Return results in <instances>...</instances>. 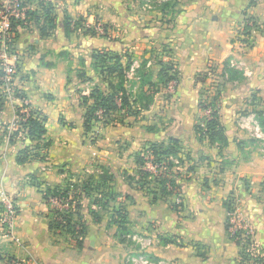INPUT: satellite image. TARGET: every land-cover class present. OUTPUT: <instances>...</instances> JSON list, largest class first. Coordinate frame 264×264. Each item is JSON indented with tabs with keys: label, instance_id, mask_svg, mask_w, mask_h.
I'll use <instances>...</instances> for the list:
<instances>
[{
	"label": "crops",
	"instance_id": "1",
	"mask_svg": "<svg viewBox=\"0 0 264 264\" xmlns=\"http://www.w3.org/2000/svg\"><path fill=\"white\" fill-rule=\"evenodd\" d=\"M45 1L53 5L48 32L40 30L42 18L29 20L8 47L18 58L12 86L24 98L0 89V212L2 195L17 207L12 232L0 224V264H125L126 256L142 249L128 238L132 234L142 237L145 254L165 264H257L230 238L225 201L238 205L253 230L250 256L264 258V156L253 147L255 111L264 113V0H178L172 15L146 2L150 14L143 20L136 17L133 0ZM27 8L40 13L37 1ZM65 16L83 17L85 24L100 20L112 28L106 36L77 25L68 32ZM249 21L255 25L244 34ZM3 37L0 20V48ZM102 50L143 62L150 81L160 87L137 116L86 131L83 116L92 103L91 90H107L93 58ZM226 60L239 78L222 75ZM167 61L174 64L177 80L169 94L158 82L160 64ZM210 65L219 70L217 85L207 75ZM142 89L152 92L147 85ZM216 96L212 110L221 131L209 137L206 110ZM25 104L47 117L49 147L42 161H17L21 149L34 145L20 131L13 135ZM171 138L181 148L180 164L170 172L178 193L153 197L155 174L148 171L149 183L141 186L137 158L148 145ZM104 174L112 177L110 185L125 207L126 239L119 240L112 216L116 202L95 203V189L78 198L84 225L80 243L67 231L52 230L57 211L42 191L95 183Z\"/></svg>",
	"mask_w": 264,
	"mask_h": 264
},
{
	"label": "trees",
	"instance_id": "2",
	"mask_svg": "<svg viewBox=\"0 0 264 264\" xmlns=\"http://www.w3.org/2000/svg\"><path fill=\"white\" fill-rule=\"evenodd\" d=\"M31 1H37L39 4L40 10L36 13L35 10H29L27 8V4ZM23 4L26 6V17L23 20L12 19L10 22L9 28V36L5 37V43L9 47L12 45L16 33L17 28L21 25H25L29 20L39 21L41 18L42 24L39 26L42 33H46L49 30L50 25H53L54 16L52 14L53 5L51 2L45 0H22ZM178 3V0L166 1L161 4H152L157 9H159L162 13L173 14L175 12V7ZM249 19V18H248ZM254 23V22H252ZM71 25H77L83 27L86 32L91 34H96L95 31L91 27H87L85 25V20L83 17H77L74 21L72 18L65 16L63 21V26L65 31H70ZM104 34L102 36L107 35V30L112 28V26L108 23L103 24ZM250 26L247 24L244 25V34H248V30H250ZM10 52V51H9ZM93 58L95 59V66L97 71L100 73L104 81L107 83V90L103 91L99 87H94L90 92V98L92 99V103L86 107L83 119H84V129L89 131L92 127L101 123L102 125H113L115 123H123L124 120L131 116H137L140 110L143 107H146L150 102L152 94L157 91V83L151 82L149 79V73L144 64L140 66V70H138V80H139V94L131 95L130 92L126 89L125 83L127 82L126 71L128 70L132 60L130 55L127 53H119V52H110V51H97L93 54ZM174 64L170 61L160 64L159 69V84L166 85L167 82L171 79L176 80V73L173 71ZM137 72V70H136ZM173 72V74H170ZM0 74H2L0 70ZM82 75V74H81ZM223 76H227V79H235L239 78V71L233 66H229V61L226 60L223 65ZM203 76L201 77V79ZM200 79V78H199ZM148 89H152L151 93L145 92L142 87L146 86ZM121 93V104L117 106L115 100L118 95ZM15 94L21 99L24 98L23 94L15 90ZM219 95V93H218ZM2 95L0 94V99ZM218 96L213 99V104L217 103ZM84 103L86 102V98L83 97ZM23 106H28L27 104ZM21 109L17 112V121L15 122L18 126V129L13 132V135H17L19 131L22 134H25V138L31 142H34L32 146H25L18 152L17 161L22 163L28 159L36 158L40 161L44 160L47 156V150L49 147V141L45 139V122L47 120L46 115L41 113L38 110H33L29 107V115L24 117V115L20 112ZM98 111H101V116L97 114ZM259 125L262 130H264V113L261 110L255 111ZM24 117V118H23ZM220 128L218 127V119L216 112L213 111L211 114V118L207 120L205 127V134L207 136H213L217 133H220ZM12 137L10 136V140L12 141ZM151 152L153 156V163L158 166H165L166 169H163L161 172L155 175L154 182L155 187L150 190V193L153 197L160 196H168V195H176L178 193V186L175 183L174 178L171 176V168L173 167V163L170 160V157H177L179 161H181L180 153L181 148L178 144V141L174 138H171L167 144L162 143H153L146 147ZM138 164L140 166L139 174L144 179L141 182V186H145L149 183V180H146V176H148L149 172L144 169V157L139 154L137 158ZM189 169V168H188ZM112 181V177L104 174L101 176L98 182H93L91 180L82 181L80 183H74V196L80 198L81 193L84 192L86 195H91L90 191L96 190V195L93 196V201L95 203H101L102 206H105L108 202H116L115 206H113V217L114 222L119 227V240L124 241L126 239L127 234L129 233L126 223V210L124 205H122L121 201L117 199V193L113 191L112 186L110 185ZM69 184L63 187H55V188H46L42 191V197L47 202V199L50 196L63 194L65 195L69 189ZM167 185L171 186V190H167ZM100 195V196H99ZM127 197V196H126ZM231 200L227 199L225 201V207L229 210ZM79 205H77L78 209ZM173 209L177 210V205L173 204ZM57 213L56 220L50 222V228L52 230H64L69 232L76 241L80 243L81 236L84 231V225L82 221L79 219L78 210L73 213ZM59 219V220H58ZM78 226V230H75V227ZM226 229L228 230V225L226 221ZM76 231V232H75ZM230 238H234V236H230ZM238 244L240 242L235 240ZM241 246V254L245 259H252L257 264H264V258L262 257H252L250 256V252L247 250L246 244H240Z\"/></svg>",
	"mask_w": 264,
	"mask_h": 264
},
{
	"label": "built area",
	"instance_id": "3",
	"mask_svg": "<svg viewBox=\"0 0 264 264\" xmlns=\"http://www.w3.org/2000/svg\"><path fill=\"white\" fill-rule=\"evenodd\" d=\"M148 1V0H147ZM26 6L23 4L22 0H0V20L2 22L3 28V45L0 48V70L2 74H0V89L6 96H11L15 94V90L13 89L12 82L15 74L17 73V61L18 58L8 50V46L5 43V37L9 36V28L10 22L12 19L23 20L26 17ZM250 27H254V23L249 21L247 23ZM87 27H91L96 33L104 34L103 23L100 20H95L92 24H85ZM107 33H110L107 30ZM244 36V34H242ZM243 40H247L246 38H242ZM230 66H234V63L230 61ZM139 65L136 61H132L128 70L126 71L127 78H133L136 70ZM217 70L216 65H210L207 70L208 77H212L213 85L218 84L217 80ZM175 71V68H173ZM219 71V70H218ZM177 85V80L171 79L165 85V89L169 93H173L175 87ZM117 106L121 104V93L115 100ZM20 112L24 115V117L29 115V107L23 106ZM97 114L101 116V111H98ZM207 118L211 116V109L206 110ZM23 117V118H24ZM256 121V120H255ZM257 129L255 133L256 139L264 140V131L262 130L259 123L256 121ZM17 125V124H16ZM202 127H205L202 124ZM144 157V169L153 174H158L163 169H166L165 166H158L153 163V156L148 149L143 150L142 153ZM170 160L173 163V167L180 164V161L177 157H170ZM73 182L70 183L69 189L65 195L57 194L50 196L47 199V202L53 206V208L58 213H73L77 210V205L79 204V200L74 196V187ZM167 190H171V186L167 185ZM178 203L179 200L177 199ZM230 209L227 210V225H228V234L229 236H234V240H238L240 244H246L247 250L250 251L252 247V236L253 230L252 228L242 219L238 213V205L233 203L232 200L230 202ZM17 215V207L13 200L8 198L5 195H2V209L0 212V224L5 229V231L10 234L13 229V224ZM75 230H78V226L75 227ZM76 232V231H75ZM132 241L139 243L143 249V239L142 237L132 234L128 235ZM142 249L136 253L130 254L125 257V264H165L160 260H155L150 258L147 254H145Z\"/></svg>",
	"mask_w": 264,
	"mask_h": 264
},
{
	"label": "rangeland",
	"instance_id": "4",
	"mask_svg": "<svg viewBox=\"0 0 264 264\" xmlns=\"http://www.w3.org/2000/svg\"><path fill=\"white\" fill-rule=\"evenodd\" d=\"M133 1H134L133 2L134 3L133 8H134L136 17L138 19H140V20H143L145 17H147V16L149 17V14H150L149 10H147V8H144L143 7V5H145L146 2L147 3H150V4L156 5V4H161V3H164L166 1H171V0H148V1L147 0H133ZM166 14L169 15V13H166ZM168 15L166 17H164L165 20H167L170 17V16L168 17ZM142 63L143 62H141L139 64V66H141ZM140 69L141 68L138 67L137 72L134 74V77L133 78H130V79L127 78V82L125 83L126 89L128 90V92L131 93V95H133V94L134 95H138L139 94L138 93L139 92V85H138L139 84V80H138V75L139 74H138V70H140ZM170 74H173V72H170ZM164 87H165V85H164ZM145 92H147V91H145ZM166 92H167V90H166ZM167 94H169V92H167ZM208 104L210 105L211 114H212V112H213L212 109L215 107V104L216 103L213 104V101H210V102H208ZM99 124L102 125L101 123H99ZM95 135H93V136H95ZM253 141H255L253 143L254 149H257V151L262 156H264V140L263 139H256L255 138V139H253ZM262 188H264V186Z\"/></svg>",
	"mask_w": 264,
	"mask_h": 264
}]
</instances>
